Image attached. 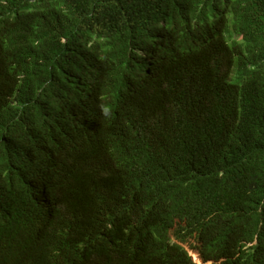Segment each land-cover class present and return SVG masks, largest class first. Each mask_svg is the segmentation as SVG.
<instances>
[{
  "label": "trees",
  "instance_id": "trees-1",
  "mask_svg": "<svg viewBox=\"0 0 264 264\" xmlns=\"http://www.w3.org/2000/svg\"><path fill=\"white\" fill-rule=\"evenodd\" d=\"M191 249L264 264V0H0V264Z\"/></svg>",
  "mask_w": 264,
  "mask_h": 264
},
{
  "label": "clouds",
  "instance_id": "clouds-1",
  "mask_svg": "<svg viewBox=\"0 0 264 264\" xmlns=\"http://www.w3.org/2000/svg\"><path fill=\"white\" fill-rule=\"evenodd\" d=\"M237 40H238V37H237ZM244 42L241 40V42L239 43V47L237 48V50L238 49H241V48H243V46H244ZM237 52V51H236ZM235 56H236V53H235V55H234V59H233V65H232V67H236V65H237V62H238V60L235 58ZM192 250V249H191ZM192 255L193 256H195L196 255V257L195 258H197L198 259V261H199V263L201 264V263H207V262H209L210 264H211V262L210 261H207V262H203L199 257H198V254H197V252L196 251H194V250H192ZM193 258V257H192ZM194 260V259H193ZM195 262V261H194ZM195 264H196V262H195Z\"/></svg>",
  "mask_w": 264,
  "mask_h": 264
},
{
  "label": "rangeland",
  "instance_id": "rangeland-1",
  "mask_svg": "<svg viewBox=\"0 0 264 264\" xmlns=\"http://www.w3.org/2000/svg\"><path fill=\"white\" fill-rule=\"evenodd\" d=\"M192 257H193L194 261L196 262V264H200V263H199V261H198V259H197V258H195V257H196V255H195V256H193V255H192ZM201 264H210V263H209V262H207V263H201Z\"/></svg>",
  "mask_w": 264,
  "mask_h": 264
}]
</instances>
